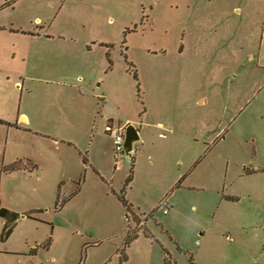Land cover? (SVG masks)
Instances as JSON below:
<instances>
[{"label":"rangeland","instance_id":"374dc122","mask_svg":"<svg viewBox=\"0 0 264 264\" xmlns=\"http://www.w3.org/2000/svg\"><path fill=\"white\" fill-rule=\"evenodd\" d=\"M126 121L132 170L105 133ZM0 151L79 169L0 180V205L37 211L3 240L0 219V264H264V175L243 174L264 157V0H0Z\"/></svg>","mask_w":264,"mask_h":264},{"label":"crops","instance_id":"0c3cea01","mask_svg":"<svg viewBox=\"0 0 264 264\" xmlns=\"http://www.w3.org/2000/svg\"><path fill=\"white\" fill-rule=\"evenodd\" d=\"M101 110L100 107L97 111V116L100 115ZM25 116V115H23ZM26 117V116H25ZM21 123L23 125V128L18 127V120L16 119L13 123H10V125H8V127H6L8 129V131H13V129H17L20 131H24L26 130V128L30 129V121L29 119L26 117V120L21 119ZM26 123L28 124L26 127ZM119 124V123H118ZM125 124H129L128 121H126L124 123ZM127 126V125H125ZM119 127V126H118ZM122 127V126H120ZM134 129L137 131L138 136H139V132L136 129V127H134ZM33 132H38V131H33ZM43 136L46 137V135ZM47 136H49L48 139L51 141V144L53 146V149L55 148L56 151H60V152H64L61 151V149H70L72 147V145L65 143L62 141V139H58L56 138V136L54 135H50L47 134ZM1 152V151H0ZM1 156V160H0V166L2 167V169H4V172L2 173L3 175H0V180H7L10 179L11 180H15V182H21L22 180L28 178V179H35L38 180V173L40 171H44L47 175L48 180H50L53 183V186H55L56 190H60L61 188H63V186L65 184H70L73 183L76 179L79 178V169H77V166L75 164V162L71 161L68 158L62 159V162L57 166H53V165H47L45 163V161L39 157L36 156L35 159H32L31 157H29L28 160H26L25 157L21 158V159H10V160H6V157L4 154L0 155ZM263 157V156H262ZM260 157V161L257 159L256 156H254V160L250 161L248 164V168L243 167V174L244 176H255V175H264V157L262 158ZM84 163H85V159H83ZM25 164H24V163ZM134 162V161H133ZM12 165L16 166V169L11 171L8 170V168H10ZM87 167L91 168L92 170H94L95 172L97 171L96 169V165L93 163L91 164H86ZM6 177V178H5ZM77 192L75 193V195H71L70 198L66 199L65 201L62 202V205H58L57 203L54 205V212H60L62 209H64V207L66 206V204L72 200L75 196H76ZM0 209H3L5 211H7L8 213H11L15 216V221H13L12 223V228L15 222L23 220V219H34V215L35 213H37L36 210H30L28 212H25L22 214V216L19 218L18 215L15 213V211H12V209H10V207H5L0 205ZM133 218L136 221H139L138 216L133 215ZM1 219V218H0ZM3 221V226L5 225V221L3 219H1ZM145 226V224H144ZM3 229V228H2ZM129 232V231H128ZM126 261H124L122 264H124Z\"/></svg>","mask_w":264,"mask_h":264},{"label":"built area","instance_id":"2783aa9c","mask_svg":"<svg viewBox=\"0 0 264 264\" xmlns=\"http://www.w3.org/2000/svg\"><path fill=\"white\" fill-rule=\"evenodd\" d=\"M127 126L117 127L112 129L111 127H106L105 133L109 135L112 140V150H113V161L114 164H118L124 158V133ZM161 207H164L163 214H167L166 202L161 203ZM144 223H139V228H143Z\"/></svg>","mask_w":264,"mask_h":264},{"label":"trees","instance_id":"16d2710c","mask_svg":"<svg viewBox=\"0 0 264 264\" xmlns=\"http://www.w3.org/2000/svg\"><path fill=\"white\" fill-rule=\"evenodd\" d=\"M133 162L131 164V170L133 168ZM16 169V166L15 165H12L10 168H8V170H15ZM131 181V175L128 179V182ZM119 200L120 202L122 203V205L127 209L126 207V203L124 202L123 198L122 197H119ZM0 218L3 219L5 221V225L3 226V229H2V234H1V239H5L7 238V236L11 233L12 231V223L13 221H15V216L11 213H8L7 211L3 210V209H0ZM136 235H131L129 236L128 240L126 241V245L125 247L128 246V244H130L134 239H135ZM49 242L46 244L48 246ZM120 259L121 261H124L125 260V256L124 254L121 253L120 255Z\"/></svg>","mask_w":264,"mask_h":264},{"label":"water","instance_id":"95a60500","mask_svg":"<svg viewBox=\"0 0 264 264\" xmlns=\"http://www.w3.org/2000/svg\"><path fill=\"white\" fill-rule=\"evenodd\" d=\"M139 142V136L137 131L131 127L127 126L124 133V157L126 159H131V164L133 162L132 156L134 154V146Z\"/></svg>","mask_w":264,"mask_h":264},{"label":"clouds","instance_id":"9594fccd","mask_svg":"<svg viewBox=\"0 0 264 264\" xmlns=\"http://www.w3.org/2000/svg\"><path fill=\"white\" fill-rule=\"evenodd\" d=\"M193 211H195V206L193 207Z\"/></svg>","mask_w":264,"mask_h":264}]
</instances>
